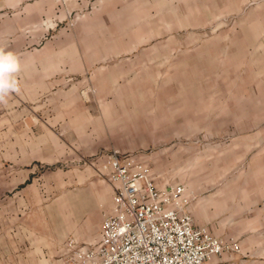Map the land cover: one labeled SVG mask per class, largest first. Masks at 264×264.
<instances>
[{"label":"crops","instance_id":"crops-1","mask_svg":"<svg viewBox=\"0 0 264 264\" xmlns=\"http://www.w3.org/2000/svg\"><path fill=\"white\" fill-rule=\"evenodd\" d=\"M85 1L71 0L72 8ZM60 2L0 0V54H11L18 63L15 89L0 102V264H65L67 239L97 243L112 205V185L85 161L116 146L115 72L121 77L130 64L111 55L130 54L131 48L111 52L82 43L99 37L88 25L90 13L76 29H56L67 14ZM244 2L217 5L237 9ZM262 6L253 21L264 25ZM87 85L98 91L86 97ZM259 130L264 134V127ZM261 139L245 144L251 153L235 161L234 175L193 180L197 197L189 210L195 224L240 243L239 251L215 255L212 264H264Z\"/></svg>","mask_w":264,"mask_h":264},{"label":"rangeland","instance_id":"rangeland-1","mask_svg":"<svg viewBox=\"0 0 264 264\" xmlns=\"http://www.w3.org/2000/svg\"><path fill=\"white\" fill-rule=\"evenodd\" d=\"M60 1L67 14L56 29H76L90 13L93 22L83 27L93 24L99 37L82 43L131 48L111 55L130 64L122 78L115 72L116 146L87 164L107 180L100 163L118 150L147 164L160 185L185 184L193 201V180L235 174V161L251 153L245 144L264 138V25L253 21L264 0L237 9L218 0H89L76 9ZM97 89L87 85L82 93ZM216 236L239 244L224 252L240 250L235 238Z\"/></svg>","mask_w":264,"mask_h":264},{"label":"built area","instance_id":"built-area-1","mask_svg":"<svg viewBox=\"0 0 264 264\" xmlns=\"http://www.w3.org/2000/svg\"><path fill=\"white\" fill-rule=\"evenodd\" d=\"M100 171L113 187L99 241L79 244L69 238L65 264H212L239 244L195 224L189 210L193 191L183 183L160 185L142 161L114 150Z\"/></svg>","mask_w":264,"mask_h":264},{"label":"clouds","instance_id":"clouds-1","mask_svg":"<svg viewBox=\"0 0 264 264\" xmlns=\"http://www.w3.org/2000/svg\"><path fill=\"white\" fill-rule=\"evenodd\" d=\"M18 70L16 58L11 54H0V102H5L6 96L15 89L12 73Z\"/></svg>","mask_w":264,"mask_h":264}]
</instances>
